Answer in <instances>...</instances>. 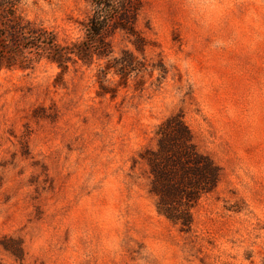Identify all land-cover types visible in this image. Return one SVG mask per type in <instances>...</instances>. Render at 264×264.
<instances>
[{
	"label": "rangeland",
	"instance_id": "obj_1",
	"mask_svg": "<svg viewBox=\"0 0 264 264\" xmlns=\"http://www.w3.org/2000/svg\"><path fill=\"white\" fill-rule=\"evenodd\" d=\"M132 1L144 53L133 36L107 39L143 64L124 81L98 80L106 60L62 71L30 56L0 73V261L264 264V0ZM91 9L23 0L17 13L65 45ZM174 116L219 169L189 229L157 212L139 157Z\"/></svg>",
	"mask_w": 264,
	"mask_h": 264
},
{
	"label": "trees",
	"instance_id": "obj_2",
	"mask_svg": "<svg viewBox=\"0 0 264 264\" xmlns=\"http://www.w3.org/2000/svg\"><path fill=\"white\" fill-rule=\"evenodd\" d=\"M22 1L0 0V73L28 69L30 56L44 57L62 71L67 63L80 62L89 67L94 60H106L97 70L99 81L106 78L110 69L124 81L143 67L132 51L122 50L113 57V47L107 42L117 32L135 37L138 8L132 0H90L91 12L81 23L83 38L65 45H60L52 32L19 16ZM114 8L117 12L112 16ZM131 44L135 52L144 53V40L135 37ZM105 94L113 95V92L101 87L99 95ZM139 157L151 177L149 193L157 199V212L172 224L189 229L190 210L203 196L216 190L219 169L209 157L199 153L191 132L179 116L168 118L157 128L155 148L146 149ZM4 250L14 257L21 253L19 248L4 247Z\"/></svg>",
	"mask_w": 264,
	"mask_h": 264
}]
</instances>
